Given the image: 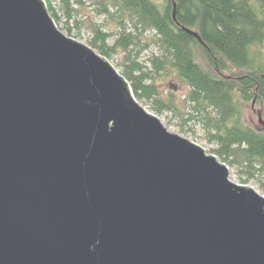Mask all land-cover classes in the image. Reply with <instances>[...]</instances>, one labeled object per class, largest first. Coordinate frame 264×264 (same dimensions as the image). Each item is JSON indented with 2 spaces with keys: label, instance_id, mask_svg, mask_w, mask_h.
Masks as SVG:
<instances>
[{
  "label": "water",
  "instance_id": "water-1",
  "mask_svg": "<svg viewBox=\"0 0 264 264\" xmlns=\"http://www.w3.org/2000/svg\"><path fill=\"white\" fill-rule=\"evenodd\" d=\"M0 264H264V197L43 0H0Z\"/></svg>",
  "mask_w": 264,
  "mask_h": 264
},
{
  "label": "trees",
  "instance_id": "trees-1",
  "mask_svg": "<svg viewBox=\"0 0 264 264\" xmlns=\"http://www.w3.org/2000/svg\"><path fill=\"white\" fill-rule=\"evenodd\" d=\"M43 1L60 28L61 18L52 0ZM102 2L106 13L109 8L118 9V23L124 25L129 17L137 30L155 33L171 67L190 88L188 99L193 110L204 112L208 125L213 126L211 139L219 146L215 153L225 159L224 163L240 165L248 179L264 177V129L245 127L240 121V103H251L263 108V121H259L264 125V63L255 65L251 55L253 45L264 50V0H166L163 10L152 0ZM61 3L66 28L71 33V1ZM187 30L196 33L200 40ZM124 35L110 47L109 35L95 27L90 46L110 59L117 48L127 51L135 44L132 35ZM165 66L161 65V69ZM124 67L121 76L138 102L160 101L159 112L172 109L171 99L158 100L157 87L147 84L145 74H136L141 67L136 63Z\"/></svg>",
  "mask_w": 264,
  "mask_h": 264
},
{
  "label": "rangeland",
  "instance_id": "rangeland-1",
  "mask_svg": "<svg viewBox=\"0 0 264 264\" xmlns=\"http://www.w3.org/2000/svg\"><path fill=\"white\" fill-rule=\"evenodd\" d=\"M71 15L70 21L72 32L69 33L66 28V13L61 0H52L56 13L61 18L59 27L67 37L92 48L93 30L98 27L102 32L109 35L107 41L110 47L126 35H132L135 44L130 45L126 51L123 48H117L108 63L122 75L126 70L124 65L130 66L136 63L141 67V72L148 78L147 84L155 85L160 93L158 100H172V109H165L159 112L161 103L147 100L139 101L140 106L150 115L158 118L164 127L173 134H177L191 143L201 147L208 156L215 157L221 164L226 165L230 174V181L235 185L251 188L264 197V177L248 179L243 173V168L237 164L224 163V158L215 153L219 146L212 142L211 136L215 133L213 126L208 125L207 116L204 112H195L192 104L189 102L188 94L190 88L187 83L178 75L177 71L171 67V60L164 53L157 37L153 32H142L137 30L129 17L123 24L118 23L120 12L117 8H109V12L104 10L102 0H70ZM161 10L166 6V0H152ZM93 49V48H92ZM94 51L100 55L96 49ZM251 55L255 65L264 63V50L259 45L251 47ZM102 56V55H100ZM103 57V56H102ZM104 58V57H103ZM130 61H129V60ZM159 61V62H158ZM205 62V61H204ZM157 64V65H155ZM166 64V68L161 69V65ZM204 67L207 64L202 63ZM239 101V100H238ZM241 118L240 121L245 127L253 129H264L263 108L254 104L240 103ZM233 159H230L232 161Z\"/></svg>",
  "mask_w": 264,
  "mask_h": 264
}]
</instances>
